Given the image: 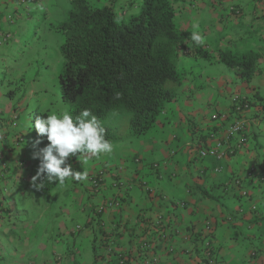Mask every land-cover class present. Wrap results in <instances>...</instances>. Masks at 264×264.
<instances>
[{
	"label": "crops",
	"instance_id": "crops-1",
	"mask_svg": "<svg viewBox=\"0 0 264 264\" xmlns=\"http://www.w3.org/2000/svg\"><path fill=\"white\" fill-rule=\"evenodd\" d=\"M128 1L120 0L125 9ZM170 1L190 36L174 99L145 134L71 166L86 179L68 178L44 194L39 179L33 183L42 155L29 109L45 102L35 91L13 92L23 85L8 79L41 64L30 48L70 7L62 14L57 0H0V166L9 171L0 177V264H264V0ZM224 54L254 58L253 78L220 62ZM237 99L250 108L237 113ZM235 118L245 121L246 142L227 139ZM217 141L223 157L199 156Z\"/></svg>",
	"mask_w": 264,
	"mask_h": 264
},
{
	"label": "trees",
	"instance_id": "trees-1",
	"mask_svg": "<svg viewBox=\"0 0 264 264\" xmlns=\"http://www.w3.org/2000/svg\"><path fill=\"white\" fill-rule=\"evenodd\" d=\"M69 3L65 19L51 26L63 37L58 89L43 106L29 109L35 148L41 155L49 141L38 135L35 121L63 111L75 121L83 110H90L112 144L149 131L181 84L177 62L190 39L179 29L170 0H129L126 9L120 0H108L104 6L92 0ZM197 53L210 58L205 51ZM220 62L238 69L243 80L255 75L254 58L238 60L224 54ZM127 115L129 127L121 132L120 122ZM83 155L71 156L66 164L72 166ZM38 183H43L44 194L58 185L43 175Z\"/></svg>",
	"mask_w": 264,
	"mask_h": 264
},
{
	"label": "clouds",
	"instance_id": "clouds-1",
	"mask_svg": "<svg viewBox=\"0 0 264 264\" xmlns=\"http://www.w3.org/2000/svg\"><path fill=\"white\" fill-rule=\"evenodd\" d=\"M192 41L201 45L204 43V37L193 33ZM34 127L38 135L46 136L49 141L42 150V156L38 157L40 165L37 175L33 177L34 185L42 175L45 181L60 185L68 178L84 180L86 173L74 172L71 166L66 164L67 159L77 153L100 157L113 151L112 143L105 138V128L88 109L83 110L75 121L68 111L38 118ZM42 184L36 186L41 187Z\"/></svg>",
	"mask_w": 264,
	"mask_h": 264
},
{
	"label": "rangeland",
	"instance_id": "rangeland-1",
	"mask_svg": "<svg viewBox=\"0 0 264 264\" xmlns=\"http://www.w3.org/2000/svg\"><path fill=\"white\" fill-rule=\"evenodd\" d=\"M59 1V6L55 5L57 9H59L63 14V9L70 7L69 0H57ZM108 0H92V2L96 6H104V4ZM122 1V0H121ZM46 5L42 6L41 13L44 17L46 14ZM66 6V8H65ZM40 13V14H41ZM13 27H15L13 25ZM47 30H49L48 35H46V31L43 32L42 40L37 42V45L32 46L30 51L38 50L41 56H43L41 64H39L36 68L33 67L29 73H25L23 69L22 73L16 72L12 73L8 79V85H23L13 87V92L23 91V95H26L27 92L35 91L34 95H37L42 99L43 102L46 101L44 99L45 94L49 92V94H53L58 89V75L60 73L63 58L61 57L60 47L63 42V37L57 33L54 29L51 28L49 24H47ZM53 30V31H52ZM47 42V47H46ZM29 47L27 45L25 48ZM51 53V59H44V55L46 53ZM48 62V63H47ZM43 106V105H42ZM56 109V108H54ZM58 108L56 111H60ZM33 116V114H32ZM129 119L130 116L127 115L122 118L120 124L122 125L121 132H124L129 127ZM32 185V184H31ZM39 185V183H37Z\"/></svg>",
	"mask_w": 264,
	"mask_h": 264
},
{
	"label": "built area",
	"instance_id": "built-area-1",
	"mask_svg": "<svg viewBox=\"0 0 264 264\" xmlns=\"http://www.w3.org/2000/svg\"><path fill=\"white\" fill-rule=\"evenodd\" d=\"M10 23L14 24L15 21L14 19H12L10 21ZM12 38V35L10 33L5 35V39L6 40H10ZM190 51L188 49H184L182 53L184 54H188ZM250 103L245 100V99H237L235 104H234V110L237 113L242 112L243 110H247L250 108ZM2 117V111L0 110V118ZM215 119H219V117L215 116ZM221 118V117H220ZM244 130H245V121L242 120L241 118H235L234 123L232 124V126L227 130V139L230 140V138L234 137L235 135H241L242 139H241V143L246 142L247 138L244 136ZM234 151H236V149H234ZM172 154H174L172 152ZM225 155V144L224 142L221 141H217L215 142L214 145L210 146V147H205L203 149H200L199 151V156L201 158H206V157H212V158H221ZM8 168L6 165H2L0 166V177H4L6 176V174H8ZM254 175L253 172L250 173V176ZM118 176V175H117ZM99 179V178H98ZM1 181V180H0ZM96 183H99V180L96 181ZM118 184L119 185H123V181L119 178L118 180ZM236 184L240 185L241 181L238 179L236 180ZM117 205V202L115 201H111L108 204V207H114ZM100 213V211H98ZM157 222L155 223L156 226H158V228L161 227L162 223L161 220L158 219L156 220ZM160 240H165L166 239V235L164 233H161L160 235ZM125 259L121 260V264H125ZM210 264H215V262L213 260H210Z\"/></svg>",
	"mask_w": 264,
	"mask_h": 264
}]
</instances>
